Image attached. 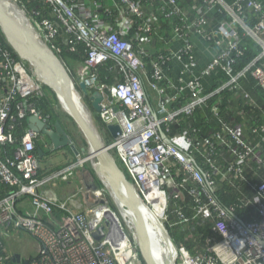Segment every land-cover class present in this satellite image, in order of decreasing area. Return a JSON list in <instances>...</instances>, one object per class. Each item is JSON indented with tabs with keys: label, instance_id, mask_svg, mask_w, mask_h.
Segmentation results:
<instances>
[{
	"label": "built area",
	"instance_id": "1",
	"mask_svg": "<svg viewBox=\"0 0 264 264\" xmlns=\"http://www.w3.org/2000/svg\"><path fill=\"white\" fill-rule=\"evenodd\" d=\"M12 1L56 55L83 49L78 63L81 81L89 93L101 94L103 123L119 126L108 149L116 151L139 197L148 206L154 199L163 200L162 219L169 227L195 219L212 223L218 240L202 255L175 245L180 251L174 247V264H264L260 243L264 242V180L253 182L264 170V108L241 84L250 74L264 92V0L194 1L192 11L184 10L177 0H104L107 6L102 10L101 0H42L44 14L41 9H28L24 0ZM212 12L218 17H210ZM158 14L175 18L171 37L182 42L174 50L171 38L164 39L166 54L152 58L151 78L161 83L151 84L159 95L153 107L140 78L143 59L137 49L143 52L151 32L162 33ZM193 37L210 54L197 73ZM249 42L255 53L235 69ZM173 59L181 63L174 80L166 73ZM103 69L108 72L104 80ZM216 72L218 80L206 90L203 77ZM169 90L174 93L168 95ZM223 92L231 95L229 104H236L234 113L242 123L218 117L222 101L218 96ZM37 95L43 96L42 84L28 63L0 42V264H142L133 232L132 244L116 212L102 201L81 208L80 191L64 200L45 194L48 185L73 178L77 167L65 166L45 175L35 154L38 134L26 127L15 137V122L38 113L31 101ZM215 96L210 111L219 118V126L200 139L195 127L190 133L183 125L191 126L186 119ZM17 140L19 145L10 149ZM250 162L256 164L253 174L244 169ZM239 181L252 185L254 191L245 204L257 206L258 217L247 222L234 214L235 206L224 207L215 193L218 183L230 186ZM91 193L103 198L99 190ZM178 197H191V216L178 205L169 209L170 201ZM170 213L176 218L171 220ZM100 226L103 236L96 240L93 234ZM12 235L32 238L36 252L27 257L12 252ZM17 253L19 262L12 259Z\"/></svg>",
	"mask_w": 264,
	"mask_h": 264
},
{
	"label": "water",
	"instance_id": "2",
	"mask_svg": "<svg viewBox=\"0 0 264 264\" xmlns=\"http://www.w3.org/2000/svg\"><path fill=\"white\" fill-rule=\"evenodd\" d=\"M19 15H21L22 18L21 16L19 17ZM0 32L15 55L28 63L35 78L53 90L58 99L60 93L63 95L64 101L72 111L71 117L75 121L77 127L81 130L88 145L92 148V153L88 157L93 158L96 154H100L99 158L102 165L97 166V169L100 173L104 174L109 181L112 195L125 206L126 215L128 217L127 220L132 227L134 241L143 263L174 264V253L172 254V252H170L171 254L168 253L166 257L156 254V244L152 241L150 234L146 231L142 222L143 219L140 210L138 209V202L141 203V198L137 194L134 185L128 180L119 165L110 158L107 147L100 142L80 108L73 101L71 96V76L67 68L48 45L35 35L33 29L24 17L23 11L15 3L9 2V0H0ZM78 86L83 93H87L83 82H80ZM88 99L91 101L92 108L98 112L100 110L99 103L102 100L101 94L93 92ZM84 107L86 108L85 104ZM26 123L27 128L30 131L48 138L52 150L69 146L72 151L76 152L71 139L66 134L58 120H56L51 126L35 114L29 115L26 118ZM107 130L114 137L120 132L118 125H107ZM38 152L40 155L43 154V151L40 148H38ZM108 176L110 177V180ZM112 179L114 182H111ZM119 189L122 190V193L120 194H118V192H120ZM160 225L164 237L172 243L167 231L164 230L165 228L162 226L163 224L160 223ZM102 236L103 227L100 226L93 234V237L98 240ZM260 243L264 248V242L260 241ZM159 245L160 247H163L164 244L159 242ZM14 259L18 260L17 256H14Z\"/></svg>",
	"mask_w": 264,
	"mask_h": 264
},
{
	"label": "trees",
	"instance_id": "3",
	"mask_svg": "<svg viewBox=\"0 0 264 264\" xmlns=\"http://www.w3.org/2000/svg\"><path fill=\"white\" fill-rule=\"evenodd\" d=\"M194 1L200 2L201 0H177L178 4L183 9L184 10L186 9L188 11H192L191 7ZM24 3L26 4L28 9L31 8L37 10L41 9L44 14L43 8L45 5L42 2V0H24ZM105 6H107L106 2L104 0H101V5L99 7L100 10H102ZM209 16L213 18L218 17L215 14V12L210 13ZM221 17H223L222 14ZM158 19L159 22H161V24L163 25L162 36L164 37V39L170 38L172 36L171 24L174 22L175 18H167L162 14H158ZM164 39L162 41L163 43H164ZM0 42L3 45H7L1 32H0ZM82 50L83 49L79 48L74 53H69L67 50H64L62 55H60L61 60L66 65H68L71 72L72 71L74 72L77 69L78 63H80L83 60ZM162 50L164 53L163 48ZM254 53H255V48L249 42L243 58L238 59L235 69H239L242 65H244L253 56ZM74 67L76 68L74 69ZM104 72H105L104 70H100V76L103 80L104 78H106L104 77L106 75ZM107 78L110 79V77ZM241 84L247 91H249L252 97L255 98L258 101V103H260V105L264 108V92H262V90L254 80V78L250 74H246L241 79ZM230 97L231 95L226 92L219 94L218 98H221L222 101L221 104L219 105L221 110L218 117H221L222 119L225 118L226 121H231L232 119H234L236 122L242 123L243 119L235 115L234 113L237 107L236 104L232 102H231L232 105L229 104ZM216 100H217L216 96L215 99L208 100L206 104H204L194 112L192 117L186 119V123H191V126L187 127L185 124L183 125L190 133H191V128L195 127L197 129L196 135L200 137V139L208 135L213 130L215 131L219 126V118L210 111V107L213 104H215ZM31 101L33 103V106L40 111L41 115L44 116L50 124H53L56 120H58L59 115L52 109L50 105V100L47 97L37 95L34 97V99L31 98ZM253 118L254 117H252L251 120H253ZM15 124L16 126L14 130V135L16 138H19L23 129L27 127L26 119L24 118L23 120L16 121ZM18 145L19 144L17 140L9 148L10 149L12 147L16 148ZM36 146L37 147H35V154L37 155L38 159L42 161L45 155L44 149L38 144H36ZM38 148H40L43 151L42 155L39 154ZM221 152L225 154V151H221ZM196 159L200 165L204 166L200 156H196ZM60 167L61 165L53 166L52 169L50 168L45 169L42 167V171L45 172L46 175L52 172V170L58 169ZM255 167L256 164L254 162H250L244 167V169H246V171H249L253 174V171L256 169ZM263 180H264V170H259L258 175L257 177H255L253 182L259 183ZM215 193L218 201L224 207H228L231 205L235 206L234 214L238 216V218H240L241 220L247 222L249 220H253L258 217L257 206L252 204L251 202L245 204L246 200L251 201L253 198L254 191L252 189V185H249L244 181H239L235 185H230V186H227L224 183H218L217 191ZM90 199H95V197L92 194H89V201ZM240 204H244V206L240 207L239 206ZM173 205L181 206L183 208L184 214L186 216L187 215L191 216L192 211L189 209V207H191L192 205L191 197H187L185 200L181 199L180 197H178L177 200H171L169 204L170 210L172 209ZM55 215L58 218L61 216L59 212H55ZM175 216L176 214L170 213L171 220L175 219L176 218ZM165 226L168 227V229H170V235L172 239L175 241L174 243L177 244L179 248H184L191 254H200V255L204 254L206 252L207 247L210 246L214 241L218 240L217 234L213 232L211 229L212 223L207 218L195 219L181 226L169 227L167 224ZM207 239H210L211 242L210 243L207 242ZM142 264H144L143 261Z\"/></svg>",
	"mask_w": 264,
	"mask_h": 264
},
{
	"label": "rangeland",
	"instance_id": "4",
	"mask_svg": "<svg viewBox=\"0 0 264 264\" xmlns=\"http://www.w3.org/2000/svg\"><path fill=\"white\" fill-rule=\"evenodd\" d=\"M9 2L14 3L12 0H9ZM20 16L21 15H19V17ZM3 38H4V36H3ZM75 68L76 67H74V69ZM70 76H71V87H72L71 96H72L74 102L80 108V110L83 113L86 120L89 121V124L91 125L92 129L95 131L100 142L103 145H105L106 143L108 144L110 142V139L107 137L106 130L104 128L103 123L101 122L99 114L96 111L89 108L88 102H86V99H85L86 97L82 94L80 88L77 85V81L79 80V78L76 81L75 77H77V76L75 74L71 73ZM42 94L44 97H47L50 100V105H51L52 109L56 113H58V115H59L58 121L61 123L66 134L72 135V138H70V139H71L72 145L76 151V152H74V151H72L71 148H67V149H61L58 152H55L56 154L52 153L49 155V158L47 159V163L42 164V167H46L45 165H47V168L51 169L53 166L62 164L61 167H65V166L68 167L71 165H75V168L77 167L76 172H77V169H79V170L82 169L84 171V179H86V183L89 184V189L91 188L94 190H99L102 193V195H103L102 200L104 202L103 204H105L106 207L111 208L112 211L116 212V215L118 216L122 225L125 227V230H127L129 232L130 241L133 244V239L131 238V234H132L133 230H132L130 223L127 220L126 214L124 213L125 206L123 203L118 201L112 195L110 187H109V181L107 180L105 175L100 173L97 169L98 168L97 166H100L99 160L96 157L98 154H96V156H94L93 158L86 159L88 156L91 155L92 148H91V146L88 145L87 140L84 138L81 130L77 127L73 118L70 116V114H68L63 109L61 102L58 99L56 93L53 90H51L48 86H46L45 84H42ZM77 97H78V99H77ZM84 104L86 105V108L84 107ZM108 154H109L111 159H113L115 162L119 163V161L117 160V158L115 156V151L113 149H109ZM48 165H50V166H48ZM120 167L122 169H124L121 165H120ZM75 168L72 170V172H74ZM75 177H76V173H75V176L73 178L68 179L66 181H65V179L58 180L57 182L49 185V187H47V188L53 189V191L56 193V195H58V194H60L61 191H63L62 188L60 190V188H59L60 185L71 182ZM68 178H70V177H68ZM75 184L77 185V183H75ZM80 187H83L82 184L80 185ZM80 187H77L74 190L70 187L68 189V193H66L67 196L65 197V199L68 196H70L71 194H73V193L75 194L77 189ZM119 191L121 192V189H119ZM79 197L82 198L83 195L80 193ZM140 202L142 205H145L148 209H151V210L155 206L154 202L152 203V205L148 206V204L143 199H141ZM98 203H99V200L96 198L90 199V201H89V204H91V205H95V204L97 205ZM83 205H86V204L83 203L82 206ZM161 216H162V214H161ZM162 218L163 217H161L160 222H162V224H163L162 226L165 228V229L164 228L163 229L167 231L168 236L170 237V240L172 241L171 245H173L176 248L177 244L174 243L175 241L172 239V237L170 235V229H168V227L165 226L166 223L164 222V220ZM75 242L80 243L81 240L77 239ZM178 247L176 248V250L180 251V249H178ZM9 248L12 252L19 251L20 253H22L26 257L31 255V254H34L36 252V244L34 243L33 240H31L26 235H19V236L12 235V237L10 238V241H9Z\"/></svg>",
	"mask_w": 264,
	"mask_h": 264
},
{
	"label": "crops",
	"instance_id": "5",
	"mask_svg": "<svg viewBox=\"0 0 264 264\" xmlns=\"http://www.w3.org/2000/svg\"><path fill=\"white\" fill-rule=\"evenodd\" d=\"M160 34H163V33H161L160 31L159 33L158 31L151 32L150 34L146 36L144 46L142 47L143 52L137 49L138 53L143 59V65L140 71V78L142 79V82H143L142 85L147 94V98L149 99L150 104L153 107H156V103L159 98V95L154 89L151 88V84L157 82L158 85L161 86V83L151 78V70H152L151 62H152L153 57L156 58L159 53H163L162 48L164 49L163 54H166V51H167L165 49V44L162 42L164 37H162ZM170 38H171L170 47L176 50L181 45L182 41L178 38H172V37ZM192 40L194 41L195 46H196V56L198 59L197 67L194 70L195 73H197L200 70V68L210 60V54L207 50H205L201 46L200 41L198 40L197 37H193ZM180 66H181V63L178 60L173 59L170 62V66L166 71V73L168 74V77L174 80V77L176 76V72L178 71ZM104 73L107 74L108 72L105 71ZM218 76H219V73L216 72V73H212L208 77H203V83H204L206 90L211 89V87H213V84L216 83V81L218 80L215 78ZM167 92H168V95H171L174 93L173 91H170V90ZM242 132L245 135L247 134L246 127L242 130ZM39 141L40 143L42 142V148L44 149V154H45L41 161V165H42L44 163L45 164L47 163V159L49 158L50 154L52 153L56 154L55 152H58L59 150H51L50 148L51 146L49 145L48 141L42 136L39 137ZM45 166H46L45 169H47V165ZM75 183H77V185ZM81 184L83 187H80ZM70 187L73 190L76 189L77 187H80L77 189V191H80V193L83 195L80 201L81 206L83 203L86 204V205H83L81 208H85L86 206H88L89 205V184L86 183V179H84V171L82 169L81 170L77 169L76 177L71 182L60 185L59 187L60 190L61 188L63 189V191H61L60 194L56 195L53 189H50V188L46 189L45 194L57 200H63L67 196L66 193H68V189ZM158 215H160V219H161L162 217L161 214H158ZM30 239L33 240L32 238Z\"/></svg>",
	"mask_w": 264,
	"mask_h": 264
},
{
	"label": "bare ground",
	"instance_id": "6",
	"mask_svg": "<svg viewBox=\"0 0 264 264\" xmlns=\"http://www.w3.org/2000/svg\"><path fill=\"white\" fill-rule=\"evenodd\" d=\"M77 99H78V97H77ZM59 100L61 102V105H62L63 109L68 114H70V116H71L72 115V111L69 108V106L67 105V103L64 101L63 95L61 93L59 94ZM97 157L99 158L100 154H98ZM99 160H100V158H99ZM99 163H100L99 165L102 164L101 160H100ZM108 178L110 180L109 176H108ZM111 182H114V180L112 179ZM120 193H122V190H121V192H118V194H120ZM152 201L155 203V206H154V208L152 210L148 209L145 205H142L139 202H138V209L140 210L141 217L143 219L142 222L144 224V227H145L146 231L150 234V237H151L152 241L156 244V254L157 255H163V256L166 257L167 254L170 253V252H172V254L175 253V248H174L173 245H171V242L168 241L164 237V235L162 233V228H161V225H160L161 219H160V215H158V213L162 214V211H163L162 210V204H164V202H163V200H160L161 202L159 203L158 199H154ZM124 213H126V212H124ZM159 242H162L164 244L163 247H160Z\"/></svg>",
	"mask_w": 264,
	"mask_h": 264
},
{
	"label": "clouds",
	"instance_id": "7",
	"mask_svg": "<svg viewBox=\"0 0 264 264\" xmlns=\"http://www.w3.org/2000/svg\"><path fill=\"white\" fill-rule=\"evenodd\" d=\"M17 5V4H16ZM18 6V5H17ZM19 7V6H18ZM20 8V7H19ZM6 42V41H5ZM8 45V44H7ZM9 46V45H8ZM10 47V46H9ZM12 50V49H11ZM13 51V50H12ZM15 54V53H14ZM62 63H63V61H62ZM64 64V66H66V68H67V70H68V72L71 74V73H73V74H75L77 77H80V75H79V73H78V68L80 67V65H78L77 66V70H75L74 72L72 71L71 72V70L69 69V67H68V65H66L65 63H63ZM77 77H75L76 78V81H77ZM101 78V77H100ZM102 79V78H101ZM82 79H80V82H83V81H81ZM103 80V79H102ZM79 82V83H80ZM84 83V82H83ZM85 84V83H84ZM78 85V84H77ZM79 87V86H78ZM85 88H86V86H85ZM81 90V89H80ZM86 90H87V88H86ZM82 92V91H81ZM94 92H97V91H94ZM93 93V92H92ZM92 93H89V91L87 90V93L85 94V93H83L82 92V94L86 97L85 99H86V102H88V105H89V108H91L92 110H94L93 108H92V106H91V101L88 99V97L92 94ZM101 102V101H100ZM99 105H100V103H99ZM95 111V110H94ZM100 111V110H99ZM99 111L97 112L98 114H99ZM99 116H100V114H99ZM100 119H101V117H100ZM101 122L103 123V121H102V119H101ZM103 125H104V128H105V130H106V134H107V137L110 139V142H111V137H114V136H112V134L107 130V125H105L104 123H103ZM109 133V134H108ZM40 136H42V137H44L47 141H48V143H49V145L51 146V144H50V142H49V140H48V138L46 137V136H43V135H40ZM109 142V143H110ZM108 143V144H109ZM108 144L106 143L105 144V146L107 147V149H108ZM41 147H42V142H41V145H40ZM51 148V150H52V147H50ZM109 150V149H108ZM115 156H116V158H117V160L119 161V159H118V156H117V154H116V151H115ZM86 159H89V157H87ZM40 163H41V161H40ZM118 165L120 164L121 165V163H120V161H119V163L118 162H116ZM120 165H119V167H120ZM42 166V165H41ZM122 166V165H121ZM123 167V166H122ZM43 168H45V167H43ZM60 168H62V167H60ZM60 168H58V169H60ZM121 168V167H120ZM124 168V167H123ZM52 169V168H51ZM122 169V168H121ZM55 170H57V169H55ZM52 171H54V170H52ZM122 171L125 173V175H126V177L128 178V180L132 183V181H131V179H130V177H129V175L126 173V171H125V169H122ZM51 185V184H50ZM47 187H49V185L47 186ZM94 189H89V194H92L91 193V191H93ZM100 202L102 201V203H104L103 202V200L101 199V200H99ZM89 205H91V204H89ZM14 256H17V258H18V260H16V259H14ZM12 259H13V261H15V262H19V254L17 253V254H14L13 255V257H12Z\"/></svg>",
	"mask_w": 264,
	"mask_h": 264
},
{
	"label": "flooded vegetation",
	"instance_id": "8",
	"mask_svg": "<svg viewBox=\"0 0 264 264\" xmlns=\"http://www.w3.org/2000/svg\"><path fill=\"white\" fill-rule=\"evenodd\" d=\"M58 58H59V60H61V56L59 57L58 55H56ZM62 61V60H61ZM79 78V80L77 81V84H79V82H80V79H81V77H77V79ZM36 109V108H35ZM36 111L38 112L36 115H38L39 116V118H41L43 121H45V122H47V123H49L48 121H47V119L44 117V116H42L41 115V113H40V111L39 110H37L36 109ZM27 118V117H26ZM25 118V119H26ZM50 124V123H49ZM51 126H52V124H50ZM62 126V125H61ZM64 126V125H63ZM65 128V127H64ZM66 129V128H65ZM38 134V133H37ZM69 136V138H72L71 137V135L69 134L68 135ZM39 137H40V134H38V139H37V141H36V143H35V147H37L36 146V144H38L39 146L41 145V143H40V141H39ZM65 148H70L69 146H64V147H61L60 149H57V150H61V149H65ZM125 212V211H124ZM126 214V213H125ZM126 217H127V215H126ZM127 219H128V217H127Z\"/></svg>",
	"mask_w": 264,
	"mask_h": 264
}]
</instances>
